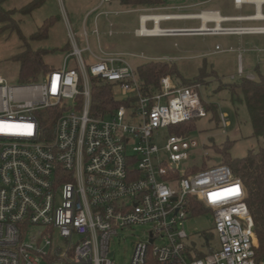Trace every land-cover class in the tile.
I'll list each match as a JSON object with an SVG mask.
<instances>
[{"label":"built area","instance_id":"built-area-1","mask_svg":"<svg viewBox=\"0 0 264 264\" xmlns=\"http://www.w3.org/2000/svg\"><path fill=\"white\" fill-rule=\"evenodd\" d=\"M246 1L233 5L241 10L252 4L256 14V4ZM261 8L264 13V3ZM204 13L214 12L146 21L145 27L152 22L155 28L164 21L199 19L200 26L141 37H264L246 32L264 27L258 25L262 18L224 16L217 31L215 22L203 23ZM69 35V57L80 73L67 69L65 59L62 69L35 83L9 86L0 78V264H115L112 239L146 225V240L135 244L128 264H256L242 182L216 162L208 168L185 165L196 141L170 131L205 117L200 85L178 86L164 77L157 91L144 94L136 68L122 55L79 49ZM84 52L94 60L88 68ZM236 76L255 79L241 67ZM91 80L111 87L121 105L92 116ZM220 123L225 127L227 118L220 116ZM161 130L168 135L159 148ZM194 205L212 213L219 247L207 255L197 256L183 229Z\"/></svg>","mask_w":264,"mask_h":264},{"label":"rangeland","instance_id":"rangeland-1","mask_svg":"<svg viewBox=\"0 0 264 264\" xmlns=\"http://www.w3.org/2000/svg\"><path fill=\"white\" fill-rule=\"evenodd\" d=\"M33 0H4L1 4L4 10H19ZM166 7H174L188 3L189 0H163ZM100 0H44L31 14L13 16L20 33L26 39L30 49L45 50V63L51 70L62 69L66 59L67 69H74L80 73L77 61L69 57L72 50L74 35L77 47L86 46L84 30L87 32L88 44L92 53L100 55V50L112 54H120L133 67L146 62L164 61L174 64L182 79L193 81L202 71L204 79L200 85L199 94L203 104L213 105V109L206 111L203 118L193 121L188 135L196 141V148L189 151V159L185 162L188 167L202 165L205 168L216 165L214 160L219 158L215 147L230 142L228 155L231 159H240L248 151H257L264 147L261 140L252 137L249 116L242 97L232 99L227 86L237 84V71L241 67L244 76L250 74L258 79H264V37H181V38H136L127 31L132 26H120L129 21L137 20V13H127L121 16H101L96 20L98 34H94L95 15L105 14V6L90 15L92 6ZM105 5H111L105 4ZM100 7V6H99ZM203 8H218L223 15L254 14V5H245L241 10L233 8L231 0H212ZM131 8H128L130 10ZM170 12V11H164ZM153 12V13H164ZM147 15V14H146ZM124 19V20H121ZM50 20L47 36L42 40L32 41L31 35ZM113 27H110L109 24ZM198 25L197 23L163 22L161 29L166 27H183ZM246 25L255 26L257 23ZM264 25V24H258ZM0 24V78L9 86L19 85V64L13 59L22 51V42L18 34L11 30H2ZM147 29L151 28L148 24ZM112 31L109 33V31ZM216 47L220 51L216 50ZM263 52V53H262ZM86 68L93 62V58L86 52L82 54ZM232 76H236L232 78ZM225 116L227 125L221 126L217 118ZM155 143L159 148L164 145L165 130ZM184 167H181V170ZM183 229L188 236L189 246L200 255L218 249V239L214 233V222L210 211L189 216L183 222ZM149 226H138L120 231L112 239L111 249L115 252V264H128L135 244L145 242ZM263 264V263H262Z\"/></svg>","mask_w":264,"mask_h":264},{"label":"trees","instance_id":"trees-1","mask_svg":"<svg viewBox=\"0 0 264 264\" xmlns=\"http://www.w3.org/2000/svg\"><path fill=\"white\" fill-rule=\"evenodd\" d=\"M4 0H0V24L2 30L15 31L22 42V51L13 56V59L19 64V84H28L38 82L43 75L51 70L45 63L44 56L48 54L45 50H32L24 36L20 33L19 27L14 22L13 16L29 15L44 0H33L28 5L19 10H4L1 6ZM202 1V0H200ZM120 3L131 6L160 7L164 4L163 0H122ZM50 20L44 22L36 33L31 35L30 40H42L47 36V29ZM138 78L141 82L144 94H150L158 90L160 80L164 77H170L178 86H189L198 84L204 79V74H200L193 80L182 79L174 64L164 61L146 62L136 67ZM237 84L227 86L232 95V99H237L238 95L242 97L249 121L252 128V137L262 141L264 145V79L259 76L258 79L248 80L245 77H238ZM91 115L103 116L113 111L121 103L115 101L111 87L98 80H91ZM205 112L213 109V105L204 104ZM220 123V117L217 118ZM193 122L179 124L170 131L177 134H187L191 130ZM230 142L215 147L219 156L220 165L229 167L235 177L240 179L245 189V203L253 221V232L256 239L255 263L264 262V147L257 151L250 150L240 159H231L228 155ZM215 159V160H216ZM214 160V162H215ZM194 204V203H193ZM194 215L203 213L205 210L198 205L193 206ZM197 256H201L198 254Z\"/></svg>","mask_w":264,"mask_h":264},{"label":"crops","instance_id":"crops-1","mask_svg":"<svg viewBox=\"0 0 264 264\" xmlns=\"http://www.w3.org/2000/svg\"><path fill=\"white\" fill-rule=\"evenodd\" d=\"M212 0H189L188 3L186 4H181V5H177V6H174V7H166L164 4L160 7H143V6H131V5H124L120 2H113L111 3V5H105V4H101L100 2H98V4H96L95 6H92V8L90 9V15L92 13H96L98 10L97 9H102L104 6L106 8L105 10V14H101V13H97V15H95V19H94V23H95V28L93 30V33L96 31V34H98V31H97V27H96V20L101 17V16H106V18H108L109 16H121L123 14H127V13H137L138 14V17H137V20H133V21H129V19H127V21L129 23H124V24H121L120 26H132L133 28H129L130 31H127V33L130 34V36H134L136 38H139L137 36V31L140 27V18L141 17H151V16H155V15H163V16H173V15H176V14H189V15H197L199 14L200 12H203V11H213V12H217L221 17L224 18L225 17H235V16H238V15H223L222 14V11L218 8H203V6L205 5H208ZM231 3L233 5V0H231ZM100 6V7H99ZM180 7H183L184 10L182 11H178L177 8H180ZM128 8H131L130 10H128ZM233 8L236 9L233 5ZM237 10V9H236ZM164 12V11H170V12H164V13H153V12ZM239 11V10H238ZM261 12H262V8H261ZM147 14V15H146ZM254 15V14H253ZM143 18H142V24H144V21H143ZM202 18V17H201ZM203 19V18H202ZM121 20H124V19H121ZM160 21V20H158ZM157 21V22H158ZM165 23L166 22H182V23H197L198 25H193V26H183V27H166V28H162V29H175V28H197L200 26V20L199 19H190V20H180V19H175V20H169V21H164ZM163 23V22H160L159 25L157 24V27H159V29L161 28L160 27V24ZM217 23V22H216ZM148 24H151V27H152V22H148ZM218 24V23H217ZM110 27H113V25L110 23L109 24ZM221 27H223L222 25H220ZM143 28V27H142ZM147 29V28H146ZM84 32H86L84 30ZM109 32H112L111 30ZM87 33V32H86ZM95 34V33H94ZM181 37H186V36H179V37H149V38H163V39H171V38H181ZM85 44L86 46L89 47V49L91 50L89 44H88V40H87V37L85 38ZM85 46V47H86ZM84 47V48H85ZM83 49V48H82ZM101 52H106V53H110L109 50L108 51H102L100 50ZM92 52V50H91ZM100 52V53H101ZM263 53V52H262ZM95 54V53H94ZM96 55V54H95ZM138 67V66H137ZM136 68V67H135ZM172 80V79H171Z\"/></svg>","mask_w":264,"mask_h":264},{"label":"bare ground","instance_id":"bare-ground-1","mask_svg":"<svg viewBox=\"0 0 264 264\" xmlns=\"http://www.w3.org/2000/svg\"><path fill=\"white\" fill-rule=\"evenodd\" d=\"M246 2H249V3H253V4H256L257 6V13L252 15V17L256 18V19H264V13L261 12V4L264 3V0H247ZM166 16H163V15H155V16H151V17H142L143 18V21L144 23L146 21H149V20H155L156 23L158 20H165ZM203 18V23H206L207 21H212V22H217L216 23V26L214 29L212 30H217V31H220L222 30L223 27H221V21L224 20L223 17H221L217 12H214V13H204L202 16ZM143 27V28H142ZM138 31H137V35L138 37L142 38L141 36H157L159 34H161L163 31L162 29L159 27H157V25L155 26V28H151V29H146L145 25L143 24L142 26ZM203 31H209V27L207 25H203V28H202ZM246 32H252V33H262L264 32V27H256V28H247L246 27ZM35 83V82H34Z\"/></svg>","mask_w":264,"mask_h":264},{"label":"water","instance_id":"water-1","mask_svg":"<svg viewBox=\"0 0 264 264\" xmlns=\"http://www.w3.org/2000/svg\"><path fill=\"white\" fill-rule=\"evenodd\" d=\"M215 162H216V163H219V159H216Z\"/></svg>","mask_w":264,"mask_h":264}]
</instances>
